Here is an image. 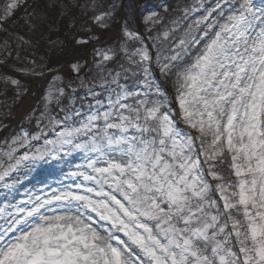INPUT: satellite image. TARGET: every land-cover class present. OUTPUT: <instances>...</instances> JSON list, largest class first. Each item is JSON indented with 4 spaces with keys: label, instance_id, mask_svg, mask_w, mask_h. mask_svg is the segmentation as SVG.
<instances>
[{
    "label": "snow or ice",
    "instance_id": "1",
    "mask_svg": "<svg viewBox=\"0 0 264 264\" xmlns=\"http://www.w3.org/2000/svg\"><path fill=\"white\" fill-rule=\"evenodd\" d=\"M116 10L92 17L120 29L94 48L109 95L49 90L0 151V264H264V0L181 5L163 47Z\"/></svg>",
    "mask_w": 264,
    "mask_h": 264
},
{
    "label": "rangeland",
    "instance_id": "2",
    "mask_svg": "<svg viewBox=\"0 0 264 264\" xmlns=\"http://www.w3.org/2000/svg\"><path fill=\"white\" fill-rule=\"evenodd\" d=\"M9 2L0 0V15ZM113 2L117 4L116 21L122 23L121 13L134 16L138 30L147 36L151 28V35H159L163 47L172 42L171 36L165 40L162 34L180 15L177 9L193 0H58L55 7L48 6L52 0H19L20 7L0 24V151L5 150L6 139L21 127L35 129V120L29 123L26 117L33 114V109L37 110L34 115H39L49 90L71 82V88L65 89L71 105L67 100L65 104L85 114L89 105L95 104L90 89L101 100L109 95L105 90L108 73L95 65L94 48L114 47L120 29L112 20L106 21L107 27H101L92 17ZM121 3L126 7L121 9ZM165 6H169L168 11ZM153 12L161 18L160 23L145 24L144 17ZM81 39L88 44L75 43ZM76 61L83 66L79 76L71 72L70 65ZM53 77L59 79L54 81ZM10 79L18 80L19 86L12 85ZM167 87L171 92V86ZM80 163L83 160L78 155L74 164Z\"/></svg>",
    "mask_w": 264,
    "mask_h": 264
}]
</instances>
